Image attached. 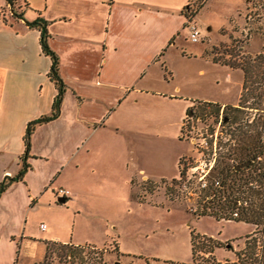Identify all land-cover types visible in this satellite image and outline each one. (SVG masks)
<instances>
[{
  "label": "crops",
  "instance_id": "1",
  "mask_svg": "<svg viewBox=\"0 0 264 264\" xmlns=\"http://www.w3.org/2000/svg\"><path fill=\"white\" fill-rule=\"evenodd\" d=\"M187 3L13 0L7 15L0 8V180L17 172L25 125L49 113L56 92L39 29L26 21L45 20L47 44L57 57L64 84L57 115L36 123L30 132L24 172L0 193V264H15L23 239L40 247L39 259L47 240L81 244L66 240L54 226L44 233L35 231L27 221L43 208L95 192V179H104L113 169H128L133 159L126 140L131 132L143 133V117L140 108L125 100L129 94L133 99L140 94L182 98L179 84L164 88L158 82L172 79L169 59L185 63L198 56L227 66L207 52L215 43L198 54L185 45L183 7ZM240 89L241 79L236 99ZM190 102L184 103L185 111ZM129 181L134 182L132 177ZM57 187L67 189L68 196L56 195ZM53 195L64 201L53 200Z\"/></svg>",
  "mask_w": 264,
  "mask_h": 264
},
{
  "label": "rangeland",
  "instance_id": "2",
  "mask_svg": "<svg viewBox=\"0 0 264 264\" xmlns=\"http://www.w3.org/2000/svg\"><path fill=\"white\" fill-rule=\"evenodd\" d=\"M199 2L204 3L192 17L200 38L191 41L187 30H183L185 45L198 54L213 42L207 52L227 66L198 56L185 63L169 59L172 79L165 82L160 78L158 82L164 88L179 84L182 98L140 94L133 99V94H129L125 103L140 108L143 133L131 132L126 140L133 159L128 169H113L104 179H95V192L68 198L62 206L43 208L27 221V226L35 231L44 233L54 226L66 240L81 244L63 246L49 241L39 259L40 247L23 239L15 253V264H34L38 259L36 263L41 264L187 261L191 256L190 232L197 233L198 239L210 235L220 243L213 248L214 256L230 259L253 237L260 227L259 196L246 191L248 207L257 212L253 217L256 224L202 214V204L223 215L229 208L217 192L212 194V189L207 190L208 198L202 196L199 176L212 173L223 178L225 174L218 170L220 161L239 164L255 149L262 148L259 131L264 128V63L253 67L245 80L241 64L264 60V0H188L192 9ZM0 6L7 15L9 3L0 0ZM240 79L241 96L236 99ZM193 99L235 101L238 110L225 109L231 122L222 127L212 112L203 115L202 109L196 110L200 120L186 118L183 105ZM190 106L191 102L187 112ZM209 127L213 129L211 143L207 147L193 146L189 138L203 144L204 138H209ZM181 156L185 177L170 184L169 180L178 175L177 161ZM239 175H246V169ZM247 216L251 218L250 214ZM39 222H44L46 229L39 227ZM67 251H72V255L65 254Z\"/></svg>",
  "mask_w": 264,
  "mask_h": 264
},
{
  "label": "trees",
  "instance_id": "3",
  "mask_svg": "<svg viewBox=\"0 0 264 264\" xmlns=\"http://www.w3.org/2000/svg\"><path fill=\"white\" fill-rule=\"evenodd\" d=\"M6 2L9 4H12L13 0H6ZM201 5H202V2H199L196 5V7L192 9L189 7V4L187 3V5L183 7L184 15L185 16H187L188 14L193 15ZM12 14L20 16V15H18V13H15V12H12ZM25 23L29 26H37L39 29V43L41 46V50L45 54H48L50 57L48 76L54 82L56 92L53 96V99L51 102V110L49 111V113L45 114V115H40L34 119L27 121V123L25 125V129H24V133L22 136L23 143H24V149L20 155V160H21L20 166H19V168L15 174H13L11 176L4 175L2 177V179L0 180V193L12 180H15V179H18L21 177L22 173L24 172V170L27 166V163L25 162V157L27 155L28 139H29L30 132L36 123H40V122L50 120L57 115L58 110H59L60 98H61V95H62V92L64 89V84H63V82H62V80L58 74V71H57V57H56L55 53L49 48V46L47 44V35L48 34L46 32V29H45V20L41 19L40 17H36L35 19L30 20V21H26ZM252 60H254V59H252ZM263 63H264V60L259 59L255 64H249L248 62L241 64V68L243 70L244 80L247 77V75L250 73V71L252 70L253 67L254 68H256V66L262 67ZM240 96H239V98H240ZM207 103H211V102L205 101V100H200V99H198V100L193 99V100H191V106L190 107H192L196 104L197 106H200L201 108H203L204 105ZM227 107H230V105H226V108ZM237 108L238 107H233V111L238 110ZM187 110H188V108L186 109V111ZM259 134H260V131H259ZM253 138H255V137H253ZM255 150H257L256 153L261 152V149L259 147H258V149H255ZM183 156L178 158V161H177L178 175L176 178H171L169 180L170 184L179 183L185 177V172H184L185 168L183 169V167H180V162L183 159ZM245 157H247V156H245ZM244 158H243V160L247 159L248 157L245 159ZM218 170L221 174L222 173L225 174L224 175L225 177L222 178L223 182H225V180L228 178V176L233 171L231 165L227 161H220ZM212 177H214L213 174L212 173L209 174V176L207 177V182H208L207 186L201 188L204 191L202 194V196L204 198H205V194L207 193L208 189H212L213 195H215V193L217 192V195L219 196V198L224 195L222 190H220L218 188L211 187ZM143 181H147V178H144ZM209 182H210V184H209ZM226 203H227L228 207H230V209H232V207H233L232 202L227 200ZM206 208L207 207L205 204L201 205L200 210H201L202 214H212L213 216H215V218H219V217L223 216L222 214H218L216 210H210V209H206ZM248 214L251 215L250 219L255 221L253 218L257 214L255 209H250ZM189 234H190L189 241H190V253H191L190 259L187 261H169L168 264H264V244H263L262 248L258 249L256 246V243H255V238H253V237L249 241H245L244 247H242V248H240L234 252L233 258L218 259L213 254V248L220 244L218 241L213 240L210 235H207V236L202 235L201 239H198L197 233L190 232ZM47 242H49V241L48 240L45 241V244ZM51 242H57V241H51ZM57 243H60L63 246H65L66 244L72 245L71 243H67V242H57ZM73 246H77V244H75V245L73 244ZM67 252L65 254H67L68 256L72 255V251H67ZM35 264H41V262L35 263Z\"/></svg>",
  "mask_w": 264,
  "mask_h": 264
},
{
  "label": "built area",
  "instance_id": "4",
  "mask_svg": "<svg viewBox=\"0 0 264 264\" xmlns=\"http://www.w3.org/2000/svg\"><path fill=\"white\" fill-rule=\"evenodd\" d=\"M184 25L187 29V35L189 40L191 41H198L200 38L199 36V29L197 28L195 21L192 17V15L188 14L185 16V21ZM211 103H207L204 105L203 108L200 106L194 105V107H190L189 111H186V118H195L196 120H200L201 115L196 114V110L198 112V109L203 110V115H206L210 112L213 113V119L217 123L218 126L224 127V125H228L230 121V117L225 113L226 105H230L229 103H222V102H214V101H209ZM234 103L233 105H235ZM228 110V109H227ZM228 116L226 120H224V117ZM221 127V128H222ZM207 130V135L208 139L203 140V144L195 141L194 139H190L192 142V145L194 146H202V147H207V144L211 143V136H212V128L209 127L206 129ZM260 147L262 145L261 152L256 153L253 152L249 156L247 155V159L244 161L239 162V164H233L230 163L233 171L231 172L228 176V178L223 182L222 177L217 178V177H212L211 181V187L213 188H218L222 190L224 195L222 196L223 200L225 198L226 202L229 200L232 202L233 207L221 217L222 219H233V220H239V221H250L252 223L256 224V221L251 220L248 218L247 215L248 212L250 211L248 205L250 200H248V196L246 194V191L249 190L250 193H256L259 196V199L262 202L261 208H260V222L259 225L260 227L256 228L255 232L253 233V238H255V243L258 249L262 248L264 244V128L260 130ZM224 145V144H223ZM211 158L216 162V157L213 153H211ZM262 161H261V160ZM209 161V160H208ZM215 165V164H213ZM212 165V166H213ZM238 165L237 168L234 166ZM211 166V167H212ZM246 169V175H239L241 173V170ZM192 174V173H191ZM232 175V176H231ZM209 176V175H208ZM206 173L203 175L199 176V188L206 187L208 182H207V177ZM210 184V182H209ZM225 191L227 193H225ZM233 192V193H232ZM55 193L58 195H66L67 194V189L63 187H57L55 189ZM213 194V192H212ZM209 195L205 194V197L208 198ZM39 227H44L43 223L39 224Z\"/></svg>",
  "mask_w": 264,
  "mask_h": 264
},
{
  "label": "water",
  "instance_id": "5",
  "mask_svg": "<svg viewBox=\"0 0 264 264\" xmlns=\"http://www.w3.org/2000/svg\"><path fill=\"white\" fill-rule=\"evenodd\" d=\"M234 167L237 168L238 165H235ZM56 201H57V202H63V201H64V197L59 196V197L56 198Z\"/></svg>",
  "mask_w": 264,
  "mask_h": 264
},
{
  "label": "flooded vegetation",
  "instance_id": "6",
  "mask_svg": "<svg viewBox=\"0 0 264 264\" xmlns=\"http://www.w3.org/2000/svg\"><path fill=\"white\" fill-rule=\"evenodd\" d=\"M233 107H237V105H233V104H230V107H227V109H232L233 110ZM225 113H227L226 111H224ZM226 118H228V116H225L224 117V120H226Z\"/></svg>",
  "mask_w": 264,
  "mask_h": 264
}]
</instances>
